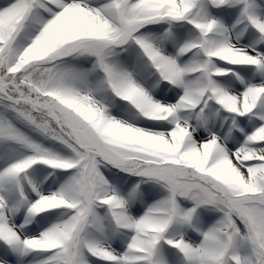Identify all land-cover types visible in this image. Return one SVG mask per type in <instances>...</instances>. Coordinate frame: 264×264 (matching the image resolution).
I'll use <instances>...</instances> for the list:
<instances>
[{
	"label": "snow or ice",
	"instance_id": "obj_1",
	"mask_svg": "<svg viewBox=\"0 0 264 264\" xmlns=\"http://www.w3.org/2000/svg\"><path fill=\"white\" fill-rule=\"evenodd\" d=\"M0 264H264V0H0Z\"/></svg>",
	"mask_w": 264,
	"mask_h": 264
}]
</instances>
